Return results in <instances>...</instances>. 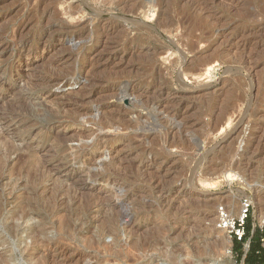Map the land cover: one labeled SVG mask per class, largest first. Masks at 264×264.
I'll return each instance as SVG.
<instances>
[{
    "label": "rangeland",
    "instance_id": "374dc122",
    "mask_svg": "<svg viewBox=\"0 0 264 264\" xmlns=\"http://www.w3.org/2000/svg\"><path fill=\"white\" fill-rule=\"evenodd\" d=\"M231 191L246 243L264 0H0V264H243Z\"/></svg>",
    "mask_w": 264,
    "mask_h": 264
},
{
    "label": "built area",
    "instance_id": "2783aa9c",
    "mask_svg": "<svg viewBox=\"0 0 264 264\" xmlns=\"http://www.w3.org/2000/svg\"><path fill=\"white\" fill-rule=\"evenodd\" d=\"M253 202L248 195H243L239 200L237 214H231L225 204H219L216 208V227L224 232L228 239L233 242H243L245 250L249 246V240L245 243L246 221L249 217ZM258 228L261 232L260 245L264 253V214L258 220Z\"/></svg>",
    "mask_w": 264,
    "mask_h": 264
},
{
    "label": "trees",
    "instance_id": "16d2710c",
    "mask_svg": "<svg viewBox=\"0 0 264 264\" xmlns=\"http://www.w3.org/2000/svg\"><path fill=\"white\" fill-rule=\"evenodd\" d=\"M251 232L250 224L246 221V233L245 238ZM261 232L258 230H253L249 240V246L244 250L243 264H264V253L260 245ZM243 242H235V248L241 252ZM242 245V246H241ZM239 254V255H240Z\"/></svg>",
    "mask_w": 264,
    "mask_h": 264
},
{
    "label": "bare ground",
    "instance_id": "6f19581e",
    "mask_svg": "<svg viewBox=\"0 0 264 264\" xmlns=\"http://www.w3.org/2000/svg\"><path fill=\"white\" fill-rule=\"evenodd\" d=\"M207 66V65H206ZM210 66H208L206 72L209 70ZM206 69V68H205ZM63 82V81H62ZM238 175L236 172H230L228 170L224 171L221 175L219 176H216L215 178L212 179V182L213 183H216V182H220V181H228V180H235L238 178ZM224 204L225 206L230 210V211H234V201H235V198H234V193L231 191L229 192L228 194L224 195ZM206 203V202H205ZM129 216V215H128ZM192 240V239H191Z\"/></svg>",
    "mask_w": 264,
    "mask_h": 264
}]
</instances>
